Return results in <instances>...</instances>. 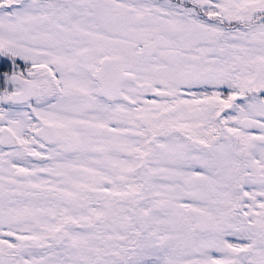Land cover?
Masks as SVG:
<instances>
[{
	"label": "snow or ice",
	"instance_id": "snow-or-ice-1",
	"mask_svg": "<svg viewBox=\"0 0 264 264\" xmlns=\"http://www.w3.org/2000/svg\"><path fill=\"white\" fill-rule=\"evenodd\" d=\"M0 264H264V0H0Z\"/></svg>",
	"mask_w": 264,
	"mask_h": 264
}]
</instances>
